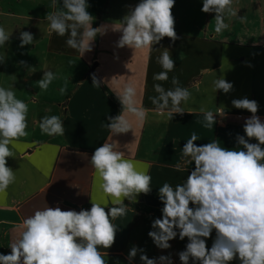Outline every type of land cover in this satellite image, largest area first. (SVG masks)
<instances>
[{
	"label": "crops",
	"instance_id": "1",
	"mask_svg": "<svg viewBox=\"0 0 264 264\" xmlns=\"http://www.w3.org/2000/svg\"><path fill=\"white\" fill-rule=\"evenodd\" d=\"M87 2V10L94 17L92 26L106 30L91 43L92 50L81 56L66 45L67 35L59 37L48 29L45 16L63 10L62 0H55V5L53 0H0V26L12 32L10 42L0 47V55L7 56L0 63V86L11 88L29 108L28 134L12 149L15 156L7 158L15 182L6 193H0V254L11 253L9 246L20 238L24 219L36 210L48 206L90 210L91 197L101 201L103 193L95 187L91 156L108 142L115 143L126 159L147 165L152 190L139 194L137 202L125 199L127 216L114 221L120 230L105 259L108 264H142L139 254L131 262L127 258L130 248L137 246L149 258L170 255L173 264H181L178 253L185 249L187 238L182 241L177 236L169 242L170 249L162 250L148 236L152 221L162 216L159 188L165 182L173 187L182 184L194 169V162L190 164L182 157V148L193 132L200 137L194 142L197 146L215 140L227 149L243 150L236 138L245 136L244 123L252 114L236 109L232 100L257 101V115L264 122V0H233L238 15L226 16L228 27L219 33L215 31V13L201 11L203 0H175L172 14L178 39L172 42L165 37L154 45L161 49L151 52L118 47L122 32L113 30L140 0ZM23 31L33 34L36 42L21 48L19 36ZM162 47L169 48L176 67L168 73L167 81H154L153 75L163 71L157 62ZM19 61H25L34 72ZM43 69L55 74L47 90L36 84L43 77ZM93 75L104 81L100 88L93 87ZM173 77L191 96L181 103L185 113L170 119L168 110L160 112L150 97L158 95L153 87L156 83L166 90L173 88ZM222 77L233 84L227 94L214 90L213 82ZM127 85L136 89V107L145 111L143 120L123 111L117 95ZM61 88L66 91L61 93ZM201 107L226 115H217L213 128H205ZM121 113L129 122V131L114 134L103 126L110 123L108 117ZM45 115L61 118L63 135L49 136L41 131L39 124ZM249 142L258 143L255 139ZM107 199L110 208L111 198ZM215 237L213 230L206 239L209 249ZM231 264L240 261L235 259Z\"/></svg>",
	"mask_w": 264,
	"mask_h": 264
},
{
	"label": "clouds",
	"instance_id": "2",
	"mask_svg": "<svg viewBox=\"0 0 264 264\" xmlns=\"http://www.w3.org/2000/svg\"><path fill=\"white\" fill-rule=\"evenodd\" d=\"M174 4L175 0H140L123 17L120 27L113 29L122 32L117 46L151 52L161 49L154 45L165 37L175 42L178 36L172 14ZM88 7L87 0H62L63 10L45 16L50 33L59 37L67 35L66 45L81 56L92 50L91 43L106 30L92 26L94 17ZM201 11L215 13L217 33L228 27L226 16L238 15L233 9V0H203ZM11 35L12 32L0 26V47L10 42ZM19 40L21 48L36 42L27 31L20 33ZM162 49L157 62L163 71L153 75L154 81H167L168 73L176 67L169 48ZM6 58V53L0 55V63ZM19 64L34 72L25 61ZM43 70V77L36 84L41 90H47L55 74ZM103 82L93 75V87L100 88ZM213 83L216 92L222 90L227 94L233 89V84L224 77ZM172 84L174 87L167 90L160 83L154 84L158 95L150 97L160 112L168 110L170 119L174 114L185 113L181 103L191 96L186 87L180 86L178 78L173 77ZM65 91L60 89L61 93ZM117 96L123 111L126 109L140 120L145 118V111L136 107L133 86L127 85ZM232 105L252 114L244 123L245 136L236 138L243 150L227 149L215 140L197 146L194 142L200 137L193 132L182 148V157L188 158L190 164L194 162V169L182 184L173 187L165 182L159 188L162 216L152 221L148 236L162 250L170 249L169 242L177 236L182 241L187 238L185 249L178 253L181 264H190V261L192 264H231L235 259L240 264H264V122L257 115V101L234 99ZM28 111V104L18 99L11 88L0 86V193H6L15 182V172L7 166V158L15 156L12 149L28 134ZM200 112L203 126L209 129L217 123V115H226L214 114L203 107ZM122 113L115 118L108 117L110 123L103 126L114 134L129 131L131 127ZM39 127L49 136L63 135L65 131L63 121L56 115L43 116ZM252 139L258 143L249 142ZM91 164L96 174V190L103 193L101 201L91 197L90 210H62L59 206L36 210L24 219L20 238L9 246L11 253L0 254V264H108L106 250L113 246L120 230L114 221L127 216L125 199L137 202L139 194L150 193L152 177L147 165L126 159L123 151L116 150L115 143L104 142L97 147ZM176 168L181 170L180 165ZM213 230L216 237L209 249L206 239ZM138 254L142 264H173L170 255L149 258L137 246L130 248L129 262Z\"/></svg>",
	"mask_w": 264,
	"mask_h": 264
}]
</instances>
